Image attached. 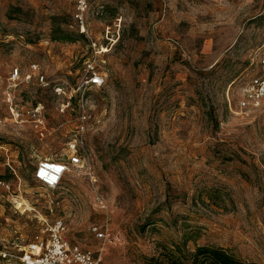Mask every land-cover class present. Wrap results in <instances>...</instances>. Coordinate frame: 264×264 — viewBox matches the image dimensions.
Masks as SVG:
<instances>
[{
  "label": "rangeland",
  "instance_id": "rangeland-1",
  "mask_svg": "<svg viewBox=\"0 0 264 264\" xmlns=\"http://www.w3.org/2000/svg\"><path fill=\"white\" fill-rule=\"evenodd\" d=\"M75 12L74 0H0V250L61 219L101 264L185 262L206 245L264 264V101L238 105L264 0H89ZM89 66L101 86L85 85ZM75 139L81 163L60 187L35 180ZM105 223L104 242L90 228Z\"/></svg>",
  "mask_w": 264,
  "mask_h": 264
},
{
  "label": "built area",
  "instance_id": "built-area-1",
  "mask_svg": "<svg viewBox=\"0 0 264 264\" xmlns=\"http://www.w3.org/2000/svg\"><path fill=\"white\" fill-rule=\"evenodd\" d=\"M75 18L83 19L89 4V0H74ZM17 74V70L15 72ZM103 77L89 66V75L85 81L87 86H101ZM264 101V44L258 51L256 57L255 73L241 87L238 98L240 108H258ZM85 115L81 116L78 124V133L85 131L86 125L83 121ZM81 139V138H80ZM82 140L75 139L70 145L72 150L68 162L42 160L38 163L33 177L48 189L55 190L60 187L64 176L68 173L70 165L77 166L81 163V157L77 152V143ZM64 223L61 219L49 224L42 220V228L28 242H13L16 249L12 254L0 250V263L5 259L14 258L16 264H101V254L82 249L76 244L70 243L64 236ZM96 239L109 241L113 238L111 230L106 225L94 224L90 228Z\"/></svg>",
  "mask_w": 264,
  "mask_h": 264
},
{
  "label": "trees",
  "instance_id": "trees-1",
  "mask_svg": "<svg viewBox=\"0 0 264 264\" xmlns=\"http://www.w3.org/2000/svg\"><path fill=\"white\" fill-rule=\"evenodd\" d=\"M167 264H256L243 262L222 247L197 246L184 262L179 256H171Z\"/></svg>",
  "mask_w": 264,
  "mask_h": 264
}]
</instances>
